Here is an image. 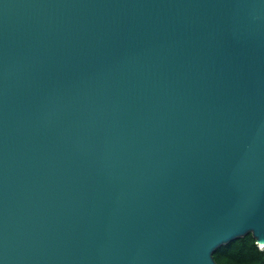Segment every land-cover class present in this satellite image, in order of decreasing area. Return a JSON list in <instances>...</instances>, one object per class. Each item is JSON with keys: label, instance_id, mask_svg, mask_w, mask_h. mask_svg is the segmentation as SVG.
<instances>
[{"label": "water", "instance_id": "95a60500", "mask_svg": "<svg viewBox=\"0 0 264 264\" xmlns=\"http://www.w3.org/2000/svg\"><path fill=\"white\" fill-rule=\"evenodd\" d=\"M264 247V0H0V264H219Z\"/></svg>", "mask_w": 264, "mask_h": 264}, {"label": "trees", "instance_id": "16d2710c", "mask_svg": "<svg viewBox=\"0 0 264 264\" xmlns=\"http://www.w3.org/2000/svg\"><path fill=\"white\" fill-rule=\"evenodd\" d=\"M214 257L219 264H264V247L249 232L220 246Z\"/></svg>", "mask_w": 264, "mask_h": 264}]
</instances>
